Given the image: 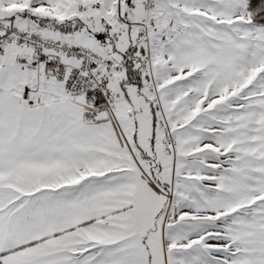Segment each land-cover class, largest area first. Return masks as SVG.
<instances>
[{"label": "snow or ice", "instance_id": "1", "mask_svg": "<svg viewBox=\"0 0 264 264\" xmlns=\"http://www.w3.org/2000/svg\"><path fill=\"white\" fill-rule=\"evenodd\" d=\"M0 264H264V0H0Z\"/></svg>", "mask_w": 264, "mask_h": 264}]
</instances>
